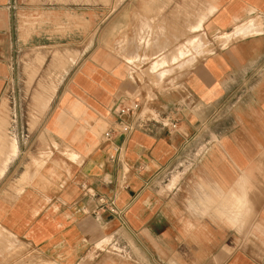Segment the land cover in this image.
<instances>
[{"label":"crops","instance_id":"1","mask_svg":"<svg viewBox=\"0 0 264 264\" xmlns=\"http://www.w3.org/2000/svg\"><path fill=\"white\" fill-rule=\"evenodd\" d=\"M121 1L108 17L83 15L86 25L65 38L81 41V65L36 132L0 135V231L56 264H82L91 253L89 264H264V24L251 28L264 20V0ZM18 2L0 0V117L27 47ZM43 29L30 40L48 47ZM204 38L215 50L182 64L194 65L184 88L150 108L178 120L177 131L152 122L116 139L123 146L112 162L103 133L113 105L136 91L133 60L155 49V59L168 53L177 65L206 49ZM155 63L149 72L162 81L168 61ZM197 186L214 209L199 220L186 211ZM98 197L123 217L96 215Z\"/></svg>","mask_w":264,"mask_h":264},{"label":"rangeland","instance_id":"2","mask_svg":"<svg viewBox=\"0 0 264 264\" xmlns=\"http://www.w3.org/2000/svg\"><path fill=\"white\" fill-rule=\"evenodd\" d=\"M124 3L121 0H19L20 10L18 11L22 21V34L19 36L22 42L27 44V47L21 49V53L16 57V65L13 66V80L2 103L5 114L0 117V124L3 120L7 122V126L0 130V135H7V128L9 129L8 135L13 138L17 136L27 138L36 132L45 121L49 111L56 105L60 92L66 87L68 80L81 65V41L75 40L74 43L72 39L66 40L65 38L67 36L72 37L74 31L84 27L83 15L98 10L108 17L111 8L115 9ZM104 21L106 22L103 27L106 30L108 19L105 18ZM41 27H44L43 30L45 31L48 29L49 35L52 37L53 41L48 42L50 44L48 47H39L44 42L40 41L41 38L34 42L30 40L31 37L41 33ZM36 30H38L37 34H35ZM149 39L151 40V36ZM205 42L207 44L206 49L199 52L190 50L188 56L177 58V65L169 64L168 53L162 55L161 59L159 57L155 59V56H159V50L146 49L141 51L139 58L133 60L136 61L135 64L129 66V78L136 91L125 100L140 101L147 112L152 104L157 101L159 94L181 91L194 66L186 64L181 67V65L192 58H195L196 62L206 53L215 50L207 41ZM215 42L220 44L221 40L217 39ZM31 44L32 46H30ZM158 60L168 61L164 69L171 70L164 75L162 81L157 79L156 73L149 72L151 63ZM172 61L174 62V58L171 59ZM41 84H45L49 90H47L49 102L44 109H38L33 101V95L42 89ZM15 126L17 129L13 130ZM0 236L3 237L0 264H56L34 252L23 242L13 239L7 233L0 231ZM106 245V243L103 244L101 249H106ZM117 252L114 253L111 250L109 256L125 261V258L120 256V251L117 250ZM95 260V254L91 253L82 264H89Z\"/></svg>","mask_w":264,"mask_h":264},{"label":"built area","instance_id":"3","mask_svg":"<svg viewBox=\"0 0 264 264\" xmlns=\"http://www.w3.org/2000/svg\"><path fill=\"white\" fill-rule=\"evenodd\" d=\"M112 121L109 127L103 133L105 142L112 145L113 154L110 159L112 162H119V155L123 145L115 143L116 139H123L125 141L130 135L137 131H147L152 122L161 124L162 126H169L168 132L175 133L178 129V120H172L170 123L160 120L159 116L154 115L150 110H144V105L137 100H119L111 109ZM96 215L100 213H109L117 218L123 217V211L118 209L112 200L105 197L97 198Z\"/></svg>","mask_w":264,"mask_h":264},{"label":"clouds","instance_id":"4","mask_svg":"<svg viewBox=\"0 0 264 264\" xmlns=\"http://www.w3.org/2000/svg\"><path fill=\"white\" fill-rule=\"evenodd\" d=\"M186 211L188 215L195 220L208 217L214 213V209L210 202L203 198L199 187L194 188L193 193L190 195L186 202ZM234 226V225H229Z\"/></svg>","mask_w":264,"mask_h":264},{"label":"bare ground","instance_id":"5","mask_svg":"<svg viewBox=\"0 0 264 264\" xmlns=\"http://www.w3.org/2000/svg\"><path fill=\"white\" fill-rule=\"evenodd\" d=\"M264 22V20L263 21H260V20H255V22H253L252 23V27L251 28H260L261 29V26H263V23ZM251 25V24H250ZM250 27H249V30H250ZM253 28V29H254ZM239 29V28H238ZM248 29V28H247ZM246 29V30H247ZM262 29H263V27H262ZM244 30V29H243ZM248 30V31H249ZM264 30V29H263ZM238 31V30H237ZM251 31V30H250ZM252 32V31H251ZM255 32V31H254ZM260 32V31H259ZM244 33H245V31H244ZM253 33V32H252ZM255 33H258V31L257 32H255ZM249 34V33H248ZM243 35V34H242ZM222 42V41H221ZM198 44V43H197ZM193 46V45H192ZM195 47V46H194ZM192 48V47H191ZM64 56V55H63ZM65 57V56H64ZM178 57V56H177ZM58 58V57H57ZM60 58V57H59ZM45 59V58H44ZM56 59V58H55ZM68 60V59H67ZM71 60V59H70ZM66 61V60H65ZM70 62V61H69ZM155 63V62H154ZM156 64V63H155ZM162 64H164V63H162ZM152 65H154V64H152ZM60 66V65H59ZM65 68V67H64ZM158 79V78H157ZM41 87H42V89H41V91H37L35 94H34V98H33V101H34V104L36 105V106H40L41 105V102H46V101H48L44 96H42V95H45V92H46V90H48L47 88H46V85L45 84H41ZM49 91V90H48ZM49 102V101H48ZM41 107V106H40ZM39 108V107H38ZM1 122H3V120H1ZM6 124V123H5ZM4 136H5V134H4ZM7 136V135H6ZM1 137V136H0ZM3 138V137H2ZM10 141V140H9ZM10 144V143H9ZM2 145V144H1ZM14 145V144H13ZM9 148V147H8ZM11 148V147H10ZM14 149V148H13ZM12 149V150H13ZM3 151V150H2ZM7 157V156H6ZM3 168V167H2Z\"/></svg>","mask_w":264,"mask_h":264}]
</instances>
